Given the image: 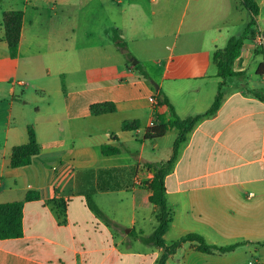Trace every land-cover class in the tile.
I'll use <instances>...</instances> for the list:
<instances>
[{"label": "crops", "instance_id": "1", "mask_svg": "<svg viewBox=\"0 0 264 264\" xmlns=\"http://www.w3.org/2000/svg\"><path fill=\"white\" fill-rule=\"evenodd\" d=\"M241 1L0 0V203L24 202V234L0 241V264L160 261L164 248L146 242L158 226L156 207L137 209L135 178L152 180L146 165L170 160L178 133L144 140L173 116L163 106L157 118L156 89L138 65L180 119L207 112L224 82L219 110L194 128L165 178L173 221L164 240L170 247L199 234L236 247L207 254L187 241L165 264L264 263V54L255 46L264 37V0H255L257 24L234 63L240 75L224 81L214 61L247 28L231 36ZM11 11L23 12L15 59L4 40ZM104 103L116 112L94 115L91 107ZM128 121L139 128L124 131ZM30 125L40 153L12 168ZM105 145L121 152L104 155Z\"/></svg>", "mask_w": 264, "mask_h": 264}, {"label": "trees", "instance_id": "2", "mask_svg": "<svg viewBox=\"0 0 264 264\" xmlns=\"http://www.w3.org/2000/svg\"><path fill=\"white\" fill-rule=\"evenodd\" d=\"M241 6L251 13V21L245 29L243 35L239 38H232L227 47L217 50L214 54V61L218 67V74L224 81L228 78L237 77L240 74L233 69L235 61L241 56L243 46L249 40V35H253V28L257 24V17L259 15V7L255 0H242ZM23 24V12L11 11L5 14L3 25L5 28L4 40L9 47L10 56L15 59L19 52V41L21 36V29ZM264 54V46L258 51ZM258 74H263L260 69ZM136 71L151 85L154 89V81L148 72L140 65L136 66ZM224 82H221L218 96L212 107L205 113L190 117L187 119H180L175 112L173 105L163 90H155L154 109L157 118H160L159 109L163 106L171 108L172 122L165 125H159L146 130L144 140H156L163 138L170 130L175 129L178 137L173 147V155L167 162L148 163L146 166L153 170L154 175L151 181L142 183L141 187L134 192V202L137 209L148 210L156 207V219L158 226L153 234L146 239V242L158 248H164L165 253L157 264H165L169 254L173 253L182 243L187 241H195L198 243L197 249L203 253L213 254L214 252L226 253L232 251L236 246L217 247L209 245L204 237L199 234H189L170 247L166 246L164 235L167 233L172 221L173 212L169 207L167 200V191L165 187V178L173 170L175 162L177 161L179 150L183 144L188 140L189 135L194 128L204 119L213 116L219 110L222 100V88ZM116 106L113 103H104L93 105L91 111L94 115L112 114L116 112ZM139 123L137 121L124 122L122 129L124 131L137 130ZM28 143L26 145L15 147L12 151L11 166L12 168H21L32 164L34 158L40 153V146L37 142L34 127H28ZM104 155H115L121 152L120 148L105 145L102 147ZM37 196H28V200L36 198ZM92 209L97 212L108 223L111 220L106 217L101 211L91 202ZM23 211L24 202L0 203V241L9 239L21 238L24 234L23 227ZM264 264V263H260Z\"/></svg>", "mask_w": 264, "mask_h": 264}, {"label": "rangeland", "instance_id": "3", "mask_svg": "<svg viewBox=\"0 0 264 264\" xmlns=\"http://www.w3.org/2000/svg\"><path fill=\"white\" fill-rule=\"evenodd\" d=\"M233 14H234L232 17L233 21L230 22L229 27L232 29L231 36L238 37L242 34L244 29L248 27L251 21V15L250 12L245 10L244 8L239 12H234ZM136 61L139 62L138 60ZM248 75H249V79H253L255 77V75L251 70L248 71ZM33 104H37V103L34 102Z\"/></svg>", "mask_w": 264, "mask_h": 264}, {"label": "built area", "instance_id": "4", "mask_svg": "<svg viewBox=\"0 0 264 264\" xmlns=\"http://www.w3.org/2000/svg\"><path fill=\"white\" fill-rule=\"evenodd\" d=\"M257 48H261L264 46V37L260 35L255 43ZM142 179L138 176L135 178V185L139 186L142 185Z\"/></svg>", "mask_w": 264, "mask_h": 264}, {"label": "water", "instance_id": "5", "mask_svg": "<svg viewBox=\"0 0 264 264\" xmlns=\"http://www.w3.org/2000/svg\"><path fill=\"white\" fill-rule=\"evenodd\" d=\"M133 64L136 65L137 64V61L135 63H133ZM154 87H155L156 90L159 89V86L155 82H154Z\"/></svg>", "mask_w": 264, "mask_h": 264}]
</instances>
